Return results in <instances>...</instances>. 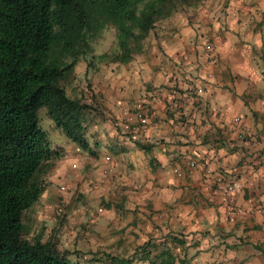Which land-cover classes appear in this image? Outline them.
I'll return each instance as SVG.
<instances>
[{
  "label": "crops",
  "instance_id": "0c3cea01",
  "mask_svg": "<svg viewBox=\"0 0 264 264\" xmlns=\"http://www.w3.org/2000/svg\"><path fill=\"white\" fill-rule=\"evenodd\" d=\"M211 1L194 30L152 27L142 49L147 55L126 63L130 73L99 74L82 101L91 108L98 103L89 115L90 152L65 141L75 146L71 155L99 157V174L108 176L101 194L110 197L104 211L119 215L112 199L133 211L131 223L112 220L121 233H135L129 255L148 241L175 238L183 242L173 249L181 264H264V0ZM195 37L211 42L205 45L213 50V66L184 55ZM261 44L262 63L253 60ZM193 87L202 94H192ZM132 101L144 104L148 118L139 133L124 130L120 115ZM186 158L199 164L190 174ZM206 170L239 190L227 199L214 192ZM63 177L61 171L50 182ZM122 185L134 195L131 203L129 192L114 194ZM54 194L44 188L27 211L45 212ZM231 208L241 213L228 216ZM122 240L100 250L103 260L105 254L125 256Z\"/></svg>",
  "mask_w": 264,
  "mask_h": 264
},
{
  "label": "trees",
  "instance_id": "16d2710c",
  "mask_svg": "<svg viewBox=\"0 0 264 264\" xmlns=\"http://www.w3.org/2000/svg\"><path fill=\"white\" fill-rule=\"evenodd\" d=\"M196 0H0V264H75L40 237L24 238L22 215L44 186L43 165L59 159L38 126L45 107L54 128L70 143L88 151L92 108L84 96L69 97L79 62L92 59L94 23H111L116 52L99 60L126 64L153 23ZM82 59V60H80ZM72 89V88H71ZM183 242L150 241L129 256L105 254L102 264H181L174 255Z\"/></svg>",
  "mask_w": 264,
  "mask_h": 264
},
{
  "label": "rangeland",
  "instance_id": "374dc122",
  "mask_svg": "<svg viewBox=\"0 0 264 264\" xmlns=\"http://www.w3.org/2000/svg\"><path fill=\"white\" fill-rule=\"evenodd\" d=\"M210 3L212 5L211 0H196V3L191 7L169 12L164 17L157 19L152 27L161 29L167 24H171L194 30L197 28L198 22L204 23L202 21L203 12H206V9L211 6H209ZM260 25H262V22H260ZM93 34L91 43L93 58L86 57V59H83L93 61L90 63H87V61L79 62L76 65L73 72L74 82L72 86L67 87L65 90L69 97H79L81 94L87 95V91H90L91 86L94 84L93 82L98 81L101 72L130 73V64H112L108 63L107 59H98L101 54L110 56L116 52V30L114 26L106 22L94 23ZM146 40L145 38L141 43L140 54L144 52L142 49L145 48ZM206 40L202 37H195L192 45L187 46V52L184 51V55L187 58L191 56L190 58L193 60H207L204 45L208 44L209 40ZM209 43L211 42L209 41ZM140 54H133V56L135 55L133 60L144 59V56L147 55L146 49L145 54L143 53L142 56ZM253 55V60L262 63V44L260 48L254 50ZM97 105L98 103H91L92 108L95 107L94 110L98 109ZM37 118L39 128L46 133L51 146L57 150L60 156L59 159L45 163L42 172L39 174V179L44 188H54L56 198L52 204V209L49 208L45 212H40L39 215H33L30 211L23 213L24 238L30 240L36 236L40 237L42 241L52 242V244H55L57 251L69 252L71 254L69 258L75 264H102L104 260L100 250L112 248L114 243L117 242L114 240L120 238H123L120 245L127 249L124 253L125 256L129 255L132 245L130 238L134 237L135 233L132 228L121 233L119 229H115L112 220L118 218L121 221H126L130 218L129 223H131L133 211L131 214L128 207L122 210L126 203L119 201V199H112L115 201L113 205L119 211L117 212L118 216L111 211H104L108 207L105 202H108L110 197L101 194L108 176L102 177L99 174V157H93L85 152L86 155L84 156L81 154L71 155L75 146L68 144L54 128L52 121L47 116L45 107L37 111ZM72 164L76 165L75 169H72ZM61 171L64 172V179L59 183V178H57L51 183L50 179H53L56 174H60ZM70 172L75 173L70 174ZM122 180L126 182L129 178L124 177ZM61 184L66 187L65 192L59 189ZM124 186L117 187L114 194L118 193L119 195L123 194L124 191L129 192ZM129 193L128 197L130 199L128 202L131 203L134 195L131 192ZM113 231H116V234ZM111 240L113 241L111 242Z\"/></svg>",
  "mask_w": 264,
  "mask_h": 264
},
{
  "label": "built area",
  "instance_id": "2783aa9c",
  "mask_svg": "<svg viewBox=\"0 0 264 264\" xmlns=\"http://www.w3.org/2000/svg\"><path fill=\"white\" fill-rule=\"evenodd\" d=\"M204 52L207 58L206 60L207 64L210 66H213L215 62V56L213 54V50L211 46L205 45ZM190 91L194 95L202 94V89L199 87H193L191 88ZM120 115H121L124 130H129V132L131 133H139V131L148 124V118L145 113L144 104L139 101H132L128 107L122 108ZM234 121L236 122L237 119H235ZM210 161H212L213 163L215 162L212 157L209 158V162ZM184 164L187 168L188 174H190V169L192 167H194L195 165L199 166V164H196L191 158H186L184 161ZM102 173L105 174V171H103ZM173 173L176 176L181 175V173L177 169H173ZM205 173L206 175L209 176L208 184L211 187V189L214 192L221 194L224 198L226 199L231 198L239 190L238 184H236L235 182L224 180V178L217 172L212 174L210 170H206ZM59 189L61 191H65L64 186H60ZM240 213H241L240 210L231 208L227 212V215L231 216V215L240 214Z\"/></svg>",
  "mask_w": 264,
  "mask_h": 264
}]
</instances>
